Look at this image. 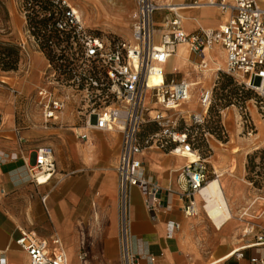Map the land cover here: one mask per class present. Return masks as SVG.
I'll return each mask as SVG.
<instances>
[{"label": "built area", "instance_id": "2783aa9c", "mask_svg": "<svg viewBox=\"0 0 264 264\" xmlns=\"http://www.w3.org/2000/svg\"><path fill=\"white\" fill-rule=\"evenodd\" d=\"M50 1L55 17L47 33L53 30L59 34L58 38L44 41L35 28L28 27L27 18L34 12L41 17L51 12L41 13L32 0H21V13L26 24L25 37L18 46L25 56L30 49L45 56V48L52 52L47 68L51 71L47 73L46 70L43 86L38 90L43 125L49 128L59 121V115L68 108L70 101V94L62 90H70L81 94L82 102L87 101L86 115L80 114L83 120L79 119L85 129L116 131L121 135L122 146L116 166L120 181L119 264H143L132 249V190H140L146 207L155 214L163 189L159 182L145 174L142 154L156 149L179 158H186L190 153L196 155L195 160L188 161L181 170L178 191L167 190L183 201L182 210L186 216L198 214L196 197L201 196L209 182L206 162L199 150L194 149V132L205 123L213 103L215 85L201 89L199 105L204 114L192 115L188 123L178 108L190 98V84L168 80L164 67L179 46H186L192 54L201 57L199 68L207 70L211 62L206 57L207 52L220 47L225 53L223 72L242 89L257 95L255 108L264 118V0H192L177 6V11L171 6H159L156 0H135L130 40L115 34L102 38L85 25L71 0ZM204 7L217 10L225 17L224 24L217 30L200 29L186 33L180 12ZM163 8L171 16L158 27L154 15ZM157 73L163 76V81L151 85L150 78ZM239 118L242 132L252 136L256 125L250 108H241ZM181 120L183 129L179 128ZM149 125L156 129L146 132ZM222 130L225 138L227 130L223 124ZM16 134L21 144L27 143L19 136V130ZM79 137L87 139L86 135ZM31 155L33 162L31 158H23L30 180L41 186L44 184L39 182V177L43 176L48 184L57 172L53 148L38 146ZM257 242L264 245V233ZM16 244L27 254L29 264H69L67 252L57 235L48 240L35 232H20ZM87 256L88 252H83L81 260ZM254 262L260 263L259 260Z\"/></svg>", "mask_w": 264, "mask_h": 264}, {"label": "crops", "instance_id": "0c3cea01", "mask_svg": "<svg viewBox=\"0 0 264 264\" xmlns=\"http://www.w3.org/2000/svg\"><path fill=\"white\" fill-rule=\"evenodd\" d=\"M191 1L160 0L157 3L179 6ZM135 12L133 0L126 22L128 35H123L125 40L131 38L129 27L133 25ZM180 15L182 28L188 34L200 29L217 30L225 20L214 8L205 7L184 9ZM170 16L166 8L160 9L154 15L156 25L161 27ZM25 24L24 18L22 23L16 17V25L11 26L1 41L19 48L25 37ZM180 47L164 71L171 80L183 73L185 78L181 81H186L189 79V73H185L188 59L185 50L184 59L178 56ZM21 55L18 71L0 72V264H29L27 254L16 244L20 232H35L48 240L57 235L69 264H119L120 181L116 166L122 137L118 133L91 131L87 139H81L79 136L86 130L79 127V118L68 112L60 116L69 126L45 128L38 90L48 59L33 49L28 56L23 52ZM191 56L196 58L195 54ZM194 104L197 102L189 104V111ZM154 129V125L147 127V131ZM16 130L27 143L19 142ZM49 135L53 137L49 139ZM43 145L53 148L57 172L48 184L36 186L28 176L23 158H31L33 162L32 152ZM141 159L147 177L159 182L163 189L155 214L146 207L140 190H132V249L143 264H263L264 245L258 244L257 238L264 233V213L259 221L254 217L248 222L253 228L246 226L247 220L241 218H233L224 228H217L196 197L198 214L186 216L183 201L176 194L167 193V190L178 191L181 170L188 163L186 158L153 149L146 150ZM223 162L221 160V164ZM228 172L235 176L231 184H226L233 192L231 206L249 204L247 188L239 180L240 166ZM83 252H88L84 261L81 260Z\"/></svg>", "mask_w": 264, "mask_h": 264}, {"label": "rangeland", "instance_id": "374dc122", "mask_svg": "<svg viewBox=\"0 0 264 264\" xmlns=\"http://www.w3.org/2000/svg\"><path fill=\"white\" fill-rule=\"evenodd\" d=\"M159 1L160 0H156V2ZM7 2H9V4H7ZM71 2L80 11L82 17H84L83 20L86 23V26L91 30H94L100 37L109 38L111 37V34H115L123 38V35H128L127 27L129 24L126 22L129 19L128 13L133 6V0H71ZM166 4L167 3L163 5V3H161L160 6H166ZM16 17L23 23L21 0H0V38H2L4 34H7L13 24L14 26L16 25ZM130 29L132 30V24L129 27V30ZM13 47L16 46L11 43L1 41L0 39V51ZM180 49H184L186 51L188 59L185 64L187 70L185 73H189L187 74L189 79L186 80V82L191 81L190 79L205 76L203 78V83L198 86V90L192 92V96H194L192 104L197 102V105L194 104L190 107V110L193 112L190 114L186 112L189 111V106L186 105H182L180 108L182 116L185 117L188 123H190V117L192 115L201 113L199 105L201 89H209L215 85L213 89L212 109L209 114H207L203 126L199 127V130L194 132V149L199 150L201 156L206 162L209 172V181L216 178L217 171L219 173L227 172L228 170L232 171L236 165L240 166L242 176L240 175L239 180L244 183L247 188L249 194V204L245 205V203L243 206H239V204L237 206L232 205L233 218L234 220L235 218H241L243 221L247 220V224L245 223V225L251 228L253 226L252 224H248V222H252L251 219L253 220L255 218L259 221L261 215L264 213V118L255 108L257 95L253 91H245L242 89L231 76H228L223 72L225 69L224 58H222L221 64H217L221 69L223 68V70L215 72L213 67L209 70L211 65H213V61H211L207 68L208 71L204 72L206 70L202 71L199 68L201 57L195 55L196 58L193 59L191 56L192 54L186 46H181ZM219 51L220 50L218 48H215L212 51V54L218 55ZM217 60L219 61L220 57L216 58L214 61ZM46 64V67L48 68V63ZM47 68L43 70L41 75V87L43 86V79L46 70H48L47 73L51 71ZM1 70L0 66V72H4ZM203 73L205 75H203ZM174 78L176 82H179L185 78V75L181 73L172 77V79ZM167 79L171 80L168 77ZM62 91L70 94V101L67 106L68 108H66L63 112H68L70 116L73 115L76 118L83 120V118L80 117V114L86 115V109L84 107L87 101H85V103L82 102L83 96L81 94H75L70 92V90ZM15 94L18 95L17 93ZM246 106L250 108L252 118L257 127V131H255L252 136L244 134L245 132L243 133L241 127L239 126L240 110ZM154 107L157 106L154 105ZM64 124L65 127L69 126V123L63 122L61 116L59 115V121L54 125L49 126L48 129L53 127H62ZM222 124L227 130L226 139L224 140L219 139L222 131H224L221 129ZM79 127L85 129L83 122H79ZM179 128H184L183 120L180 121ZM85 130L86 131L83 135L86 136L91 131H96L94 129ZM51 137H53V135L48 136L49 139ZM219 141L222 144H220ZM207 142H209L210 147ZM233 147H240L241 152L234 154ZM257 148L258 150H255ZM221 160H224L223 164H221ZM228 173L227 181L224 183L225 188H227L226 184H231L232 182V178L228 176ZM231 194L232 193H230V195ZM204 201L206 203L205 199ZM258 224L262 226L261 223Z\"/></svg>", "mask_w": 264, "mask_h": 264}, {"label": "bare ground", "instance_id": "6f19581e", "mask_svg": "<svg viewBox=\"0 0 264 264\" xmlns=\"http://www.w3.org/2000/svg\"><path fill=\"white\" fill-rule=\"evenodd\" d=\"M166 6H171L172 8H174L177 11V5H166ZM78 12L82 16V14L80 13L79 10H78ZM85 25H86V23H85ZM216 48H219V47H216ZM183 50L184 49H180L179 52L177 53L178 56L182 55L180 57L182 59L185 58V56H183V54H182ZM212 51L207 52V55H206L208 60L213 61V65H211L209 70H211L212 67L214 68L215 72L223 70V68L221 69L217 64L222 63V58H224L225 53H223V51L220 50L218 55L215 54L216 57H220V60L214 61L216 57L213 56ZM224 64H225V61H224ZM207 71H208V69L204 72H207ZM202 79H203V77H197L195 80H193V81L191 80L188 82L190 84V93L191 94H190V98L188 99V101L186 103H184V105L189 106V104L193 102L194 96H192V92L198 90L199 84L201 85L203 83ZM162 81H163V76L159 73L152 75L150 78L151 85L159 84ZM263 92H264V89H263ZM148 104L149 103L147 102V105ZM181 107H182V105L178 108V110H180ZM186 112H188L189 114L191 113V111H186ZM200 114H204V111H201ZM112 133H117V132L113 131ZM233 148H234L233 149L234 154H238L239 152H241L240 147H237V148L233 147ZM255 150H258V148ZM186 158H187L186 159L187 161H194L196 158V155L194 153H190L186 156ZM228 174H229L228 176L230 178L235 177L232 173H228ZM217 175L218 176L215 179L209 181L208 185L202 190L201 196L199 197L200 198L199 200L202 201V203L204 205L203 209L205 210V212H207L206 214L208 215L210 220H212V222L215 224V226L217 228H222L225 224H227L230 220L233 219V210H232V206H231L232 202H230V199H229L230 193H233V192H232V190H230V188L224 187V183L227 181V173L226 172L219 173L217 171ZM39 182L41 184H45V183H47V179H45V177H43V176H40ZM203 198L206 200L207 205H206ZM251 228H253V227H251Z\"/></svg>", "mask_w": 264, "mask_h": 264}, {"label": "trees", "instance_id": "16d2710c", "mask_svg": "<svg viewBox=\"0 0 264 264\" xmlns=\"http://www.w3.org/2000/svg\"><path fill=\"white\" fill-rule=\"evenodd\" d=\"M26 1H29V0H26ZM32 4L34 6H38L40 8L41 13L51 12V14L43 15L41 17L40 14H37L36 12H34L32 15H30L27 18L28 27L35 28V32L38 34H41L43 36L44 41H48L52 38L54 39L58 38L59 34H57L53 30L52 32L47 33L48 31L47 28L49 27V25L54 24V17H55L52 13L54 8L51 4V1L50 0H32ZM21 52L22 51L17 47L1 50L0 51V66L2 69L1 71L12 72V71L19 70L18 68H19V64H20L21 56H22ZM51 53L52 52L49 49L45 48V54L48 59H52ZM245 91H250V90H245ZM211 109H212V106L210 107L209 112L211 111ZM221 137L219 136V139L221 140L226 139V137L224 138L222 136V133H221Z\"/></svg>", "mask_w": 264, "mask_h": 264}]
</instances>
